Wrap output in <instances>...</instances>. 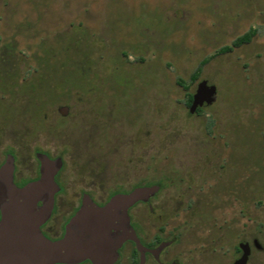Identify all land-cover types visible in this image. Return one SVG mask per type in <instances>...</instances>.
<instances>
[{
    "label": "rangeland",
    "instance_id": "obj_1",
    "mask_svg": "<svg viewBox=\"0 0 264 264\" xmlns=\"http://www.w3.org/2000/svg\"><path fill=\"white\" fill-rule=\"evenodd\" d=\"M4 164L17 187L54 172L50 239L84 196L153 188L126 209L142 248L110 264H233L240 243L264 264V0H0Z\"/></svg>",
    "mask_w": 264,
    "mask_h": 264
},
{
    "label": "water",
    "instance_id": "obj_2",
    "mask_svg": "<svg viewBox=\"0 0 264 264\" xmlns=\"http://www.w3.org/2000/svg\"><path fill=\"white\" fill-rule=\"evenodd\" d=\"M53 173L41 169L38 180L17 187L9 165L0 167V264H75L86 259L91 264H110L116 259L117 246L127 237L135 240L138 249L142 248L127 225L126 209L153 190L147 187L115 194L103 205L84 196L63 235L46 237L39 226L52 208L57 188ZM240 248L241 255L233 264L247 262L249 246L240 243Z\"/></svg>",
    "mask_w": 264,
    "mask_h": 264
},
{
    "label": "flooded vegetation",
    "instance_id": "obj_3",
    "mask_svg": "<svg viewBox=\"0 0 264 264\" xmlns=\"http://www.w3.org/2000/svg\"><path fill=\"white\" fill-rule=\"evenodd\" d=\"M22 185H24V184H22ZM43 233H44V235H46L48 237V235L45 232H43ZM146 247L149 248V249L150 248L151 249H155V248H152V247H148L147 245H146ZM162 250L163 249H161V250H156L155 249L154 251H146L145 252V257L147 258L148 256H153L156 259V261L159 262L160 264H166L165 262L161 261L160 257H159V255L162 252ZM139 257H140L139 251H137L136 248L132 249L131 250V264H139L140 263ZM79 264H91V263L89 261H87V262H82V263H79ZM113 264H117V261L114 262Z\"/></svg>",
    "mask_w": 264,
    "mask_h": 264
},
{
    "label": "trees",
    "instance_id": "obj_4",
    "mask_svg": "<svg viewBox=\"0 0 264 264\" xmlns=\"http://www.w3.org/2000/svg\"><path fill=\"white\" fill-rule=\"evenodd\" d=\"M250 37H251V33L248 32V33H245L243 34L242 36H239L237 37L234 41H233V46H239L243 43H246L250 40ZM225 50H230V47H226V48H222V51H225ZM205 61V60H204ZM203 61V62H204ZM196 76V75H195ZM195 78V77H194ZM191 98V97H190ZM189 98V100H190Z\"/></svg>",
    "mask_w": 264,
    "mask_h": 264
},
{
    "label": "crops",
    "instance_id": "obj_5",
    "mask_svg": "<svg viewBox=\"0 0 264 264\" xmlns=\"http://www.w3.org/2000/svg\"><path fill=\"white\" fill-rule=\"evenodd\" d=\"M46 236V235H45ZM47 237V236H46Z\"/></svg>",
    "mask_w": 264,
    "mask_h": 264
}]
</instances>
